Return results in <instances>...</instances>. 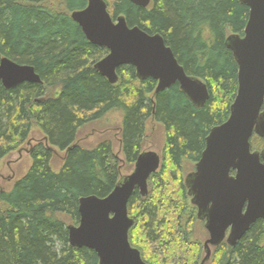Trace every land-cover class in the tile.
<instances>
[{"label":"trees","instance_id":"trees-1","mask_svg":"<svg viewBox=\"0 0 264 264\" xmlns=\"http://www.w3.org/2000/svg\"><path fill=\"white\" fill-rule=\"evenodd\" d=\"M48 1L0 0V63L6 57L32 66L42 79L12 89L0 79V163L30 139L34 125L45 136L31 149L29 170L0 192V264H100L95 251L71 246L68 226L80 223L82 197L104 198L124 176L111 139L94 147L78 142L83 127L115 110L123 112L120 141L128 165L143 152L150 118L165 130L149 193L136 189L128 204L131 245L147 264H200L205 250L196 229L202 221L185 184L186 164L196 165L211 129L230 116L238 65L226 39L244 34L249 7L240 0H152L146 8L105 0L114 20L124 16L130 27L160 34L186 73L206 82L210 97L197 107L177 83L154 95L157 81L138 79L132 65L120 66L118 82L110 83L94 68L109 51L92 44L71 18L88 0H64L65 11ZM251 146L260 150L264 141L254 135ZM55 149L65 152L59 171L52 165ZM210 262L264 264V220L236 245L213 248Z\"/></svg>","mask_w":264,"mask_h":264},{"label":"water","instance_id":"water-1","mask_svg":"<svg viewBox=\"0 0 264 264\" xmlns=\"http://www.w3.org/2000/svg\"><path fill=\"white\" fill-rule=\"evenodd\" d=\"M148 7L152 0H129ZM249 7L244 34L226 39L238 65V91L224 123L211 129L206 148L195 170L185 179L198 219L205 221L209 237L204 242L206 264L212 248L225 240L232 246L258 220H264V146L253 150L254 135L264 141V0H240ZM86 38L109 53L94 68L112 84L118 82L117 69L132 65L138 79L157 81L154 95L179 84L183 94L197 107L210 97L204 80L188 75L160 34L130 27L124 16L113 19L105 0H88L86 8L71 13ZM0 79L7 89L24 82L42 83L34 67L2 58ZM161 167L155 151L142 152L133 171L122 177L106 197L79 200L80 223L69 225L71 246L95 251L100 264H147L129 240L134 219L128 204L138 189L149 193V178Z\"/></svg>","mask_w":264,"mask_h":264},{"label":"rangeland","instance_id":"rangeland-1","mask_svg":"<svg viewBox=\"0 0 264 264\" xmlns=\"http://www.w3.org/2000/svg\"><path fill=\"white\" fill-rule=\"evenodd\" d=\"M47 6L55 11H65L64 0H49L45 3ZM54 90H49L48 96H53ZM123 119L122 111H111L104 116V118L92 122L80 131L78 142L85 147H94L104 139H111L114 143V152L121 160L120 167L123 175L130 174L134 165H128L125 161L122 152L120 141V127ZM45 136L39 127L35 126L32 129L30 139L19 145L0 163V192L3 190H10L14 183L20 179L29 170L32 165L30 156L31 149L38 142L44 141ZM165 145V130L164 127L156 122L154 119H149L147 122L146 133L144 136L143 151H155L161 156ZM261 144L258 143L255 148H260ZM65 152L55 149V157L52 165L55 170L59 171L64 163ZM194 164L187 163V174L194 168ZM186 174V175H187ZM185 175V176H186ZM2 208L5 205L1 203ZM69 222V220H67ZM197 236L202 239L203 244L209 237V233L205 228L204 222L197 224ZM207 264H213L208 261Z\"/></svg>","mask_w":264,"mask_h":264},{"label":"flooded vegetation","instance_id":"flooded-vegetation-1","mask_svg":"<svg viewBox=\"0 0 264 264\" xmlns=\"http://www.w3.org/2000/svg\"><path fill=\"white\" fill-rule=\"evenodd\" d=\"M198 217V216H197ZM200 221H202V222H204V225H205V221H203V220H200ZM205 250V249H204ZM212 250H213V248H212Z\"/></svg>","mask_w":264,"mask_h":264},{"label":"bare ground","instance_id":"bare-ground-1","mask_svg":"<svg viewBox=\"0 0 264 264\" xmlns=\"http://www.w3.org/2000/svg\"><path fill=\"white\" fill-rule=\"evenodd\" d=\"M110 11V10H109Z\"/></svg>","mask_w":264,"mask_h":264}]
</instances>
